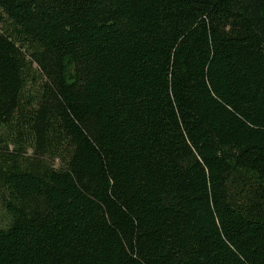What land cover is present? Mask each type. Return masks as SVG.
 <instances>
[{"label":"trees","instance_id":"1","mask_svg":"<svg viewBox=\"0 0 264 264\" xmlns=\"http://www.w3.org/2000/svg\"><path fill=\"white\" fill-rule=\"evenodd\" d=\"M0 264H264V0H0Z\"/></svg>","mask_w":264,"mask_h":264},{"label":"rangeland","instance_id":"2","mask_svg":"<svg viewBox=\"0 0 264 264\" xmlns=\"http://www.w3.org/2000/svg\"><path fill=\"white\" fill-rule=\"evenodd\" d=\"M0 217L2 218V219H6V215H5V213H3L2 211L0 212Z\"/></svg>","mask_w":264,"mask_h":264}]
</instances>
